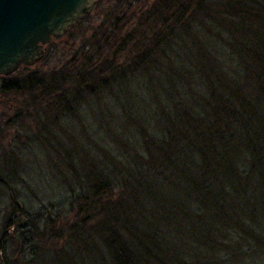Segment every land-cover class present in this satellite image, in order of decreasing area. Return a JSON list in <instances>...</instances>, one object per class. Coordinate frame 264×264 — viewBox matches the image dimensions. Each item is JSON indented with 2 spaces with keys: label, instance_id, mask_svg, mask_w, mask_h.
Here are the masks:
<instances>
[{
  "label": "trees",
  "instance_id": "obj_1",
  "mask_svg": "<svg viewBox=\"0 0 264 264\" xmlns=\"http://www.w3.org/2000/svg\"><path fill=\"white\" fill-rule=\"evenodd\" d=\"M125 3L121 23L140 25L122 41L99 33L72 77L2 78L0 99L30 101L6 129L40 119L47 136L5 140L0 128V189L24 184L33 142L69 193L46 233L73 212L81 261L264 264V0ZM18 206L1 218V244ZM23 215L15 242L40 240L44 216Z\"/></svg>",
  "mask_w": 264,
  "mask_h": 264
},
{
  "label": "rangeland",
  "instance_id": "obj_2",
  "mask_svg": "<svg viewBox=\"0 0 264 264\" xmlns=\"http://www.w3.org/2000/svg\"><path fill=\"white\" fill-rule=\"evenodd\" d=\"M125 2L126 0H98L92 12L76 24V27L73 26L66 34L58 39H51V42L44 47V56L41 61L31 67L21 66L15 73L7 77L0 76V81L2 78H13L15 76L18 79H25L30 75L46 81H52L70 75L72 77L74 71L80 65L82 66V59L84 60L85 56L95 52L93 47L99 38V33L103 34V32L113 30L114 33L111 36V39H113L120 32H123L121 35H118V38L122 41L126 38L125 32L129 33L131 30L134 31L140 25L139 22L136 23L135 19L132 21L133 24L131 27L125 26V23H123L130 18L126 15L129 7L126 6L127 3ZM135 6L137 7V4ZM123 14L125 15L123 20H121ZM121 21L123 22L121 23ZM139 29L146 32L141 27ZM110 33L107 32V34ZM112 43L111 46L113 45ZM90 44L91 48L88 50L87 46ZM47 47L48 51L46 54ZM101 54L102 51H98L95 57L108 55L109 52L103 55ZM62 71L68 73L61 76L60 73ZM28 102L30 101L25 94H19L18 96L13 94L9 95L6 100L0 99V128L3 129V132L6 130L5 140L11 139L10 136L14 134L31 137V135L39 134L40 132V134L47 136L46 133L44 134V132L39 130L40 119L32 121V119L25 118V124L21 122L16 123L11 128L6 129L4 120L11 118L12 114L16 115L17 113H21V110H23V107ZM81 116L82 121L86 122L90 120L87 118L86 112ZM49 132L60 135L55 129H50ZM29 149L32 150L26 158L24 157V166L21 167L25 174V176L23 175L25 179L24 184L18 182L19 188L13 189V192L11 191L12 194L8 189H0L4 191V193L0 192V229L1 218L4 212L7 211V207L12 199L16 200L20 208L18 212H14L11 216L14 224L7 231V236L10 239L9 242L1 244L2 239H0V261L2 264H5L6 261L10 262L9 264H94L85 255H83V260L81 261L80 258L82 256L75 255L76 253L74 251V248L77 251L80 247L77 243L68 241L69 233L72 231L71 227L75 223V218L74 222H72V217H74L73 212H70L68 215L62 212L54 223L53 227H55V231L47 235L46 232L49 230H46V225H49V223L46 218H54L59 209H68V202L64 199L69 193H67V190H60V194L57 193L56 182L52 177V168L49 162L45 160L38 145L32 142ZM12 195L16 196L13 198ZM24 209L30 219H34L37 214L44 216L46 220L38 223V229L41 232L44 229L45 231L43 233L45 236L41 233L40 240L34 239L31 242H23L21 245L16 243L15 240L20 235L21 228L28 223L25 218L26 215H23ZM58 230L59 234L56 233ZM92 248L93 251L100 250L96 245H92ZM91 257L94 258V253H91ZM30 260H34V262L30 263L32 262Z\"/></svg>",
  "mask_w": 264,
  "mask_h": 264
},
{
  "label": "water",
  "instance_id": "obj_3",
  "mask_svg": "<svg viewBox=\"0 0 264 264\" xmlns=\"http://www.w3.org/2000/svg\"><path fill=\"white\" fill-rule=\"evenodd\" d=\"M98 0H0V76L42 60L44 47L81 22Z\"/></svg>",
  "mask_w": 264,
  "mask_h": 264
}]
</instances>
